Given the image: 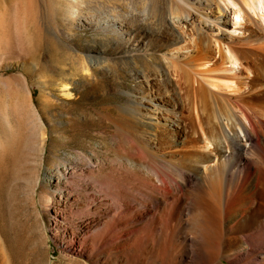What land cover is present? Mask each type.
<instances>
[{"label":"bare ground","instance_id":"1","mask_svg":"<svg viewBox=\"0 0 264 264\" xmlns=\"http://www.w3.org/2000/svg\"><path fill=\"white\" fill-rule=\"evenodd\" d=\"M128 1L69 0L63 16L80 71L143 68L102 109V145L46 170L58 262L264 264V0ZM73 89L18 101L43 144L47 123L54 141L80 125Z\"/></svg>","mask_w":264,"mask_h":264},{"label":"rangeland","instance_id":"2","mask_svg":"<svg viewBox=\"0 0 264 264\" xmlns=\"http://www.w3.org/2000/svg\"><path fill=\"white\" fill-rule=\"evenodd\" d=\"M68 1L0 0V264H40L41 258L64 264L58 262L61 253L52 228V191L46 170L62 162L69 152L100 147L106 140L102 133L104 107L121 103L122 90L140 80L135 69L143 67L130 61L110 62L109 67L90 69L87 74L80 71L76 50L82 46L77 48L79 40L68 34L63 17ZM127 1L91 0L90 4L103 2L127 9ZM256 17L264 26V19ZM124 49L121 43L110 52ZM158 56L162 58L160 53ZM65 80L78 99L70 110L82 121L69 138L60 141L51 139L47 123L43 144L31 126L32 112L19 104L31 102L39 108L42 99L56 100ZM194 129L201 134L198 127ZM64 213L65 225L69 216L66 210Z\"/></svg>","mask_w":264,"mask_h":264}]
</instances>
